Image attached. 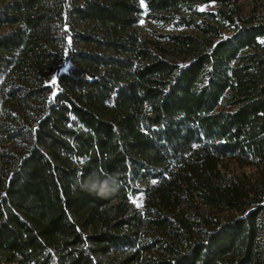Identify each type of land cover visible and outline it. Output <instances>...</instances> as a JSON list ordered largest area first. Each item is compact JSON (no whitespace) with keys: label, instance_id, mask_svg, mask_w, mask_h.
Wrapping results in <instances>:
<instances>
[{"label":"trees","instance_id":"16d2710c","mask_svg":"<svg viewBox=\"0 0 264 264\" xmlns=\"http://www.w3.org/2000/svg\"><path fill=\"white\" fill-rule=\"evenodd\" d=\"M210 1L0 0V264H264V19Z\"/></svg>","mask_w":264,"mask_h":264},{"label":"rangeland","instance_id":"374dc122","mask_svg":"<svg viewBox=\"0 0 264 264\" xmlns=\"http://www.w3.org/2000/svg\"><path fill=\"white\" fill-rule=\"evenodd\" d=\"M230 4L235 7V9L243 16L250 11H254L256 14L261 16L264 19V0H228ZM222 3L218 0H211L208 3H202L197 6L198 10H208L214 11L216 8L221 6ZM11 28L8 26H0V36L4 33L10 31ZM138 34L146 41L149 46H159L162 48L166 57L169 58H181V55L178 54L177 50L170 46L166 40V37H161V34H168L177 31L173 23H157L148 19L145 14L140 18L138 25L136 26ZM231 169L235 173H240L244 171L246 174H250L252 169L250 167L239 168L235 165H231ZM142 198L140 196L133 197V203L138 206ZM223 214V213H222Z\"/></svg>","mask_w":264,"mask_h":264},{"label":"clouds","instance_id":"9594fccd","mask_svg":"<svg viewBox=\"0 0 264 264\" xmlns=\"http://www.w3.org/2000/svg\"><path fill=\"white\" fill-rule=\"evenodd\" d=\"M80 187L89 193L105 196L116 189L117 180L114 176L101 179L100 176L93 173L86 181L81 183Z\"/></svg>","mask_w":264,"mask_h":264}]
</instances>
